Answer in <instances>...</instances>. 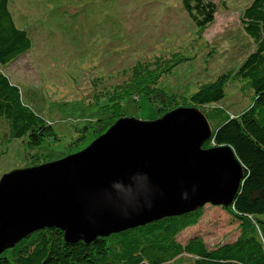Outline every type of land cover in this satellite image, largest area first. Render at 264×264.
I'll use <instances>...</instances> for the list:
<instances>
[{
  "label": "rangeland",
  "instance_id": "obj_1",
  "mask_svg": "<svg viewBox=\"0 0 264 264\" xmlns=\"http://www.w3.org/2000/svg\"><path fill=\"white\" fill-rule=\"evenodd\" d=\"M250 1L215 0L214 21L198 28L181 0H9L31 48L0 72L21 89L38 119L52 126L57 141L30 148L9 137L0 122V178L81 151L99 136L94 129L103 121L157 118L136 96L152 81L176 105L191 107L186 104L196 91L228 75L224 104L215 106L239 114L252 92L233 77L243 59L233 40H242L240 14ZM84 123L89 125L78 141ZM202 208V219L182 232V242L196 234L210 245L238 237L239 223L224 207Z\"/></svg>",
  "mask_w": 264,
  "mask_h": 264
},
{
  "label": "water",
  "instance_id": "obj_2",
  "mask_svg": "<svg viewBox=\"0 0 264 264\" xmlns=\"http://www.w3.org/2000/svg\"><path fill=\"white\" fill-rule=\"evenodd\" d=\"M203 112L178 107L150 121L119 118L81 151L0 178V254L45 228L66 243L228 208L244 169L228 146L204 145Z\"/></svg>",
  "mask_w": 264,
  "mask_h": 264
},
{
  "label": "trees",
  "instance_id": "obj_3",
  "mask_svg": "<svg viewBox=\"0 0 264 264\" xmlns=\"http://www.w3.org/2000/svg\"><path fill=\"white\" fill-rule=\"evenodd\" d=\"M9 3L0 0V67L31 48L26 30L15 24ZM181 6L198 28L211 24L217 11L215 0H181ZM240 29L242 40L236 37L233 42L240 47L243 59L233 77L248 84L252 92L248 106L237 115L215 106L224 104L225 84L231 78L228 75L200 88L186 104L201 110L209 122L212 137L204 147H230L244 169L237 195L225 208L240 226L235 240L210 245L196 234L182 242V232L194 228L202 219L201 208L97 238L89 244L66 243L61 230L45 228L0 254V264H264V0H251L243 8ZM136 96L147 100L157 118L184 107L176 105L178 102L161 87H155V81ZM0 122L7 127L9 137L24 140L30 148L51 139L57 141L52 126L38 119L23 100L21 89L2 72ZM84 124L78 141L88 128L89 124ZM110 125L103 121L93 132L100 136ZM3 131L1 126L0 133Z\"/></svg>",
  "mask_w": 264,
  "mask_h": 264
}]
</instances>
